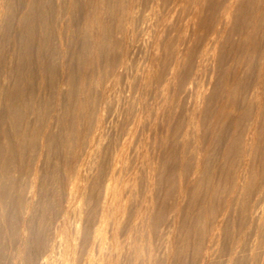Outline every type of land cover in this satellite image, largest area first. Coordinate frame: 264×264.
<instances>
[{
  "label": "rangeland",
  "instance_id": "obj_1",
  "mask_svg": "<svg viewBox=\"0 0 264 264\" xmlns=\"http://www.w3.org/2000/svg\"><path fill=\"white\" fill-rule=\"evenodd\" d=\"M17 1L20 0H12V2L10 1L11 3L8 0V5L6 8L8 9L11 8V9L4 10L3 13L4 15L2 14L3 17L1 19L2 23L0 25L1 26L0 40L2 41V45L0 42V72L3 73V74L0 73L2 74L0 75V85H3L5 87V90L4 87L2 86H0L1 87L0 89H2L3 91H6L7 89L10 90L13 84H19L18 88H14L13 89L14 91H11L10 101H9L11 102L9 103L12 106L11 108L15 106L14 107L15 110L17 108L19 109H17L16 110L17 112L15 111L16 113L13 114L14 113V108H13L12 109L13 111H11V114L9 116L10 119L7 118L9 123L6 122L4 128L5 131H7L8 133L6 132L3 135H1L0 133V140L2 139L1 140L2 144L4 145L5 142L8 143L9 141V143H11V147H13V150H16L14 151V153H12L13 150L12 148H10L12 154L10 153V151H7L8 152L7 154L5 150H3L4 154L2 153V158L3 156L4 158L6 157L8 158L10 156L8 159L10 160V162L12 161L8 168V173L11 175V178H9L10 180L7 179L9 181L5 180L6 203L3 208L4 216L6 215L5 219L8 220L13 215L12 212L14 206L13 205L14 199L18 196L20 188L21 187L23 188V186L26 185V183L28 184V182L30 181L29 177L25 176L24 174L28 172L27 170L28 166L30 165L31 161H33V159L35 160V158L38 156V153L40 151L41 138L39 137L40 136L39 134L41 128L46 126L48 122L49 123L51 122L50 124L48 123L49 127L46 137L47 138L46 143L45 146L42 148L44 150H42L40 155L41 157L39 156L40 161H38L37 164V170L39 172L36 170L37 176L35 175V179H34L35 190L37 192L38 199L40 198L39 199L40 201L42 200L48 202L51 201L49 203V205H51L50 207L56 208L55 203L58 200L56 198L57 197L59 198V194L57 195V192L59 191L56 190L58 189L59 181L62 177V175L60 174H62L64 170L63 165L66 164L64 163V161L68 163V161L72 160L73 157L71 156L74 155L76 150L77 152L82 150L83 142L85 141L82 140L81 143L79 142L81 136L80 132L82 131L88 132V130L93 127V124L96 121V117H95L96 115L97 118L100 117L103 122V131L100 132L102 135L99 134L101 137H99V135H96L98 137L94 138L95 141L93 140L92 143L93 147H91L93 149L91 150L92 152L90 153L91 156L89 155H88L89 157L86 156L85 162L86 161L89 162V163L87 162L88 163L87 167L89 168V173L91 174L89 173H88L89 175L87 174L88 180L87 178L84 179L82 178L81 183L79 182L80 187H82L83 192L85 193L83 194L81 204H83V208L85 211L88 212L93 211L97 203L99 186L102 183V181L105 179L106 174H108L109 172L108 170H110V168L108 167L110 163L112 164V160L117 154L116 158L117 157L119 158V162H118L119 164H117V171L120 172L116 173V175L119 177V180L118 177H116V180H118L117 184L121 183L119 184V186L122 187L121 189H123L121 191H124V193L122 194L124 195L126 194L125 196L123 195V198L125 199L122 200V207L120 209L121 213L120 212L117 213L118 224L116 229V233H117L116 240H118L117 242L120 243V244L118 243V248L122 249V255H120L119 258L120 261H118V264L120 262H121L120 264H126V263L134 264V262L135 264H145V263L146 264H226L227 262H229L230 264H258V263L264 264V232L260 234L261 239L262 237L263 239L260 240L259 237L258 241L256 242V243L258 242L261 243L262 246L258 244L259 246L255 245V247H253L252 249L250 242H248V239L250 240L249 235L251 230L250 228H248V224L250 223L249 222L250 219L248 217L249 216L248 209L250 203L255 198L254 193L261 180L258 177L260 175L261 178V175L264 172V162H263L264 161V97L262 100L263 107L261 108L258 116L256 117L258 128H260V133L256 141V147L253 153L254 155L252 156L251 159L252 160L251 167H255L252 168L253 174L250 173L247 176L246 181L244 182L245 188L243 190L244 192L243 195L237 194V197L235 199H232V201L228 205V208L224 210L225 209L224 197L226 199V196L229 193V190L233 183V177H234L232 176L233 172L236 171L235 168H237L239 165V163L237 162H240L238 158L240 159L241 157L240 156L242 151L241 143L243 142L242 134L245 132V130L251 123L252 119L256 115V108L254 104L248 101V97L251 95V92L256 85L264 84V66H263L264 65V1L263 0H198V1L197 0H136V2H132L131 0L130 2V0H128L129 2H127V0L126 1L123 0L121 4V0H115V2L114 0H110V1L108 0L107 1L109 3L108 5H110L111 7L105 5V12L107 7H109V9H113L112 10L113 12L110 10V12L108 11L109 14H107V12L104 13V18L106 20L105 26L107 25L106 28L105 27L104 28L105 30L106 29L107 30L106 31L104 30L105 32L103 36L104 40H102L103 42L101 43L103 46L101 45L102 47L100 46V49H98V52L101 53L98 54L97 52L98 55L96 57L98 59H95L91 63L88 58L89 56L88 53L84 52L85 54L83 53L84 57L82 59L85 61L83 60L81 61L87 62V64L86 63L81 64L82 63L81 61L78 62L77 60H72L70 54L67 53L66 55L63 56V58L65 57L64 60L66 61V63L60 64L59 63L60 58L57 59V57L60 56H58L53 52L52 57L50 54L49 57L50 59L48 60L46 59L47 61L44 60L41 63H36L35 58H32L31 62L33 64L31 62H28L26 64L21 63L18 66V70L16 72V70L13 69L14 67L13 66L11 67L10 64L7 63V66L4 65L3 67L1 66V64L3 63L2 60L4 58L7 59V55L12 49V45H10L11 43L8 40L13 33L12 27L16 22V16L20 12V4ZM173 1L175 4L173 3ZM161 4L162 6H160ZM77 5L73 9L71 15L73 16V20L71 23L73 25L72 26L73 28L78 23V20H76L77 17L81 15L80 9L79 11H77L78 9L76 10L77 7H80V4ZM126 5H130L131 8L132 7L135 8V9L133 8V10L136 12L134 13L132 12L134 16L133 18L131 15L132 14L131 11H133L132 9L129 11V15L128 13L126 14L123 11L124 10L123 8H125ZM182 7L184 8V10ZM169 8H171L173 11L172 10L170 11ZM120 9L122 10L121 12ZM225 9L228 10V14H226L223 17L222 14ZM163 12L167 13L166 16ZM119 13L123 14L122 16L126 14V16L122 18L125 23L132 21L128 23L129 26L126 25L120 17H119V19H121L120 23L118 22L119 20L118 18H117L118 20H116V17L120 15ZM168 13H172V14L168 15ZM127 15L130 17V21L129 19L125 21L126 18H129ZM51 16H53V12L51 13ZM154 19L156 20L154 21ZM180 21H182V24ZM122 22L124 23V25L121 24ZM51 24L53 26V22ZM119 24L122 27L124 26L126 28L127 27L130 28L133 24L135 25H133L130 29L125 28L126 29L125 31L127 33H124L125 32L124 29L122 30ZM9 26L10 28H8ZM52 26L50 25L51 28ZM143 27H145L144 29H147V31L144 30ZM119 28L121 32L119 31ZM141 29L144 31H142ZM128 30L131 31V33H128L129 32ZM213 32L215 33V37L218 36L216 37L217 39H215V41L217 40L216 44L214 39H212L214 36L213 37L211 36ZM120 33L121 34L124 33V35L123 34L121 35V37L123 36L122 37L123 40L120 37ZM127 34H130L131 36L128 35L126 37ZM7 37L9 38L7 39ZM129 37L131 40L132 39L133 40L131 41ZM155 37H157L156 38L157 41L159 39L158 43L156 40H154ZM210 37H211V41L213 40L214 43H212L213 41L212 42L210 41L209 39ZM107 38L109 39V41ZM120 38L122 42L124 41V44L126 43L125 41H127L125 46H123V43L121 42V40H119ZM124 38H127V40H125ZM207 39L209 40L208 42L210 43L205 42L207 41ZM108 42L109 44H107ZM151 42H153V44ZM154 42H156L155 48L152 47V45L155 46ZM204 43H206V45H204ZM51 44L52 45L54 44V40H52ZM75 44L76 43L72 44L73 45L72 49L76 52V48L77 49L79 48L78 49L79 52L80 47L78 43L76 45ZM106 44L108 45V47ZM114 45L116 46L114 47ZM126 46H128L127 49ZM123 47L125 48L124 50ZM205 47L206 48L211 47V48L207 50L205 49ZM141 48L142 50H139ZM143 48L147 52H145ZM156 49H158V51L153 52ZM106 50H108L109 52L107 51L105 54ZM177 50L178 53L180 51L179 53L180 55L176 52ZM119 52L121 53L118 54ZM138 52L139 53L142 52V53L139 54ZM152 53H156L154 60H152L154 56ZM203 53L206 54L204 55ZM122 55H125L126 58H124V56L122 57ZM85 56L87 57V59H85ZM173 56L176 57L178 61L176 60V58H173ZM150 57L151 59L149 60ZM163 57L165 59L167 57V59L165 60ZM144 58L146 59V61ZM6 59H4L3 61H5ZM130 59L132 60L130 61ZM174 59L177 61L176 67H174L175 66L174 63L176 62ZM162 60L165 61V64L163 63L164 61ZM170 60L173 61L174 63H172ZM124 61H126L124 63L125 65L124 64L122 65L123 68H125L124 70L122 67H120L122 71L119 70V67H116V70L114 69L115 68L114 66H118V62L121 63ZM112 62L116 63V65ZM139 62L141 63L139 64ZM171 64L172 65L174 64L173 67L175 68V70L173 71H171L173 68ZM94 65L96 69L93 68ZM138 66L141 67L140 70ZM70 68L71 70L68 73L66 72L64 74L65 72L64 70L66 69V71H68ZM98 70L101 72H99ZM113 70H115V72ZM131 70H133V72ZM146 72H148L149 76H147L148 74H146ZM155 73L156 75H154ZM165 73L168 76H166ZM131 74L132 76H130ZM100 76L101 78H99ZM133 77L137 78V81H135L136 79H134ZM61 79L65 81L63 85H59L62 83ZM15 81L17 82L15 83ZM149 81L150 83H148ZM101 83L102 85H100ZM20 84H22L21 85L22 87H20ZM67 84L69 87L67 86ZM81 85L84 86L82 87ZM104 85H106L107 88H105L106 86ZM201 85L205 89L204 88L201 89L202 87ZM157 86L159 87L157 88ZM48 88L51 91L48 90ZM88 89L90 90V92H88L89 91ZM196 89L198 90V93ZM201 90L202 92H199ZM37 91L40 92L37 93ZM69 91L70 93H68ZM100 91L102 93H100ZM132 91L135 94L132 93ZM194 92H196L197 94ZM1 93L2 95H4L3 92ZM97 93H99V95ZM200 93L202 96L204 95L203 96L204 98L199 95ZM75 94H77V96ZM13 95L15 98L13 97ZM90 95H92L93 97L92 96L90 97ZM51 96L54 98H52ZM21 97L23 99H21ZM67 97L68 99H66ZM76 97L80 99L76 100ZM2 98L3 96L1 97V100H3L1 102L4 105V109H3V105L0 103L1 105L0 114L3 115V112L5 113L4 103L6 102ZM202 98L204 99V101H202L203 100ZM24 100L26 101V103H24L25 102ZM166 100L167 102H165ZM61 101H63V103ZM64 101H66V103ZM196 101L197 102L199 101L198 104ZM200 101L202 102V104ZM16 103L20 104L19 107L17 108H16ZM95 103H98L97 104L98 106ZM45 105L50 107L49 109V107L46 106L50 111L48 109L45 110L46 108ZM76 105L77 107H75ZM94 105L96 106L94 107ZM130 105L133 106V108ZM192 105L193 107H196V105L198 106L201 105L200 107L202 106L203 107L200 108L197 106L198 108L196 107L192 109ZM73 106L75 108H73ZM32 107L33 110L34 107L37 109L30 116V111H31L30 109H32ZM40 107L44 110V112L42 109H40ZM59 107L64 109L63 110L59 109ZM196 109L197 110L201 109L200 110L201 115L197 114L195 116L197 111ZM135 111L136 113H134ZM72 112L73 114H71ZM20 113L22 114L21 116L23 118L22 117L19 118ZM160 113H162V115ZM128 114L129 115L132 114L133 116L132 115L127 116ZM198 115H200L199 118ZM27 116H28V121H27ZM57 116L60 119L56 118ZM195 117L198 119H195ZM103 119L105 121H103ZM77 121L79 123H77ZM19 122L22 126L19 125ZM26 122L27 124H25ZM42 123L43 124L45 123L46 125H43ZM80 123L82 125H80ZM201 124L202 126H200ZM16 125L18 128L16 127ZM64 125L65 127L66 126L67 127L65 128ZM25 127H27V129H25ZM71 127L73 130L71 129ZM11 128L17 131L14 130L12 132ZM37 129L39 133L34 132V130L37 131ZM118 129L120 130V132L118 131ZM187 129H190L191 131L193 130L194 132L193 131L191 132L190 130ZM124 131L127 133H125ZM11 132L14 134L12 135ZM19 132H21L22 136L25 137L23 138L21 136V138H19L16 135ZM60 132L61 133L63 132V134H61ZM69 134L71 136L73 135L72 136L73 138H70ZM186 135H188V138H186ZM59 137L62 138L60 139ZM72 139L74 140L72 141ZM48 140L51 141L48 142ZM60 141L62 142V144ZM115 143H117V146L115 145ZM193 144L195 145L193 146ZM132 145L135 147H133ZM30 147H33L31 148V151H30ZM125 150H126V154L124 153ZM183 150L184 152H182ZM135 151H137L138 153L137 152L135 153ZM118 152H120L119 155L121 156L123 155V156L119 157ZM9 153L11 155H9ZM67 155L70 159L67 157ZM101 157L104 158L102 159ZM67 158L68 161L66 160ZM260 160L263 163H260ZM27 161L29 162L26 163ZM97 162L98 164H96ZM92 164L94 165L96 164V165L93 166ZM139 164L144 166L142 167ZM260 164L263 167L260 166ZM199 165L201 168L199 167ZM98 167L101 169H97ZM11 168H13L14 173L12 172ZM122 168L125 169L123 170ZM96 170L98 174L95 173ZM122 171L123 172L125 171L126 173L124 174ZM122 173L124 174L123 175L124 177L122 176ZM20 176H22V178ZM122 177L125 180L124 182L120 181V179L123 180ZM6 181L8 183H6ZM190 181L193 182L191 183ZM38 182L40 183V185ZM7 184L8 186L10 185V187L6 186ZM20 185L22 186L20 187ZM51 189L55 191V194L54 191H51ZM9 191L11 192V194ZM43 192L46 194H44ZM130 192H132V194ZM179 199L182 200L183 202L182 201H181L182 203L179 202L180 201ZM144 204L147 206H145ZM150 208L152 209L150 210ZM222 212H225V214L219 226L220 230L218 229V233H216L213 238H209V227H211V224L217 218H219V215H221ZM141 216H142V220H141ZM137 224H139L140 226ZM247 228L250 230H248ZM125 237H126V242L124 241ZM127 241H129L130 243ZM2 243L3 242H0V247H1L0 264H8L6 262L7 250L3 247L4 245ZM132 248H134V250ZM251 252H255V254L253 253L251 254ZM230 253L234 254L231 260H229ZM207 254L209 255V258L207 259L208 261L207 260L205 262L202 261L203 256ZM250 257L251 259L253 258L252 261Z\"/></svg>",
  "mask_w": 264,
  "mask_h": 264
},
{
  "label": "bare ground",
  "instance_id": "obj_2",
  "mask_svg": "<svg viewBox=\"0 0 264 264\" xmlns=\"http://www.w3.org/2000/svg\"><path fill=\"white\" fill-rule=\"evenodd\" d=\"M12 2V0H9V2ZM108 0H20V1H17L19 2L20 4V12L19 14L16 16V22L15 24L13 25L12 27V30H13V33L12 35L9 37H7V39L9 38L8 41H10V45H12V49L10 50V52L8 53L7 55V59L5 61H3L2 59V63L1 66L3 67L4 65L7 66V63L10 64V66L14 67L13 69L18 70V66L21 64V63H28V62H31L32 61V58H35V62L36 63H41L42 61L44 60H48L50 59V54H51V57L53 55V52L55 54H57L58 56L60 57H57L60 58V64H64L66 63V61L64 60L65 57L63 58L64 55H66L67 53L70 54L72 60H77L78 62L83 60L82 58L84 57V52H87L88 53V58L90 60V62L92 63L95 59H98L96 56L101 53V52H98V49H100V46L102 45L101 43L103 42L102 40L103 39V36L105 34L104 30L106 28L105 26V18H104V13L107 12V14H109L110 10L112 11L113 9H109V7L106 8V12H105V5L106 6H110L108 5L109 3L107 2ZM110 1V0H109ZM122 1L121 0V4H122ZM126 1V0H125ZM198 1V0H197ZM264 1V0H263ZM10 2V3H11ZM16 2V3H17ZM115 2V0H114ZM127 2H129L127 0ZM131 2V0H130ZM132 2H136V0H132ZM182 2V1H181ZM107 3V4H106ZM113 3V2H112ZM150 3V2H149ZM172 3V2H171ZM174 3V1H173ZM177 3V2H176ZM77 4H80V7H77L76 10L79 11L80 9V12H81V15L79 17H77L76 20H78V23L74 26V28L72 27L73 25L71 24L72 23V20H73V16L72 15V11L73 9L76 7ZM139 4V3H138ZM152 4V3H151ZM175 4V3H174ZM192 4V3H191ZM8 5V0H0V25H1V19H2V14L4 13V10L8 9L6 8ZM154 5V4H153ZM180 5V4H179ZM178 5V6H179ZM78 6V5H77ZM151 6V5H150ZM162 6V4L160 5ZM170 6V4H169ZM172 6V4H171ZM177 6V8H178ZM193 6V5H192ZM111 7V6H110ZM186 7V6H184ZM134 7L131 8L130 5H126L125 8H123L124 12L128 15H129V11L132 9L133 10ZM153 8V7H152ZM157 8V7H156ZM161 8V7H160ZM167 8V7H166ZM174 8V7H173ZM176 8V9H177ZM183 8V7H182ZM181 8V9H182ZM188 8V7H187ZM186 8V9H187ZM11 9V8H10ZM8 9V10H10ZM14 9V8H13ZM109 9V10H108ZM135 9V8H134ZM175 9V10H176ZM169 10L171 11L172 9L169 8ZM184 10V8H183ZM109 11V12H108ZM122 10L120 9V12ZM147 11V10H146ZM173 11V10H172ZM187 11V10H186ZM53 12V16H51V13ZM113 12V11H112ZM117 12V11H116ZM134 13L136 11H131V13ZM149 12V11H148ZM162 12V11H161ZM167 12V11H166ZM166 12H163L166 16ZM169 12V11H168ZM188 12V11H187ZM133 13L131 14L132 15V18L134 17L133 16ZM147 13V12H146ZM162 13V14H163ZM173 13V12H172ZM172 13H168V15L172 14ZM9 14V12H8ZM120 15H118L116 17V20L119 19V17L122 19L124 18V16H126V14H124V16H122L123 14L119 13ZM138 14V13H137ZM163 14V15H164ZM226 14H228V10L225 9L223 11V14L222 16L224 17ZM4 15V14H3ZM6 15V14H5ZM106 15V14H105ZM127 15V16H128ZM136 15V14H135ZM178 15V14H177ZM77 16V15H76ZM107 16V15H106ZM53 17V18H51ZM129 17V16H128ZM138 17V15H137ZM118 18V19H117ZM126 18V17H125ZM176 18V17H175ZM184 18V17H183ZM8 19V17H7ZM110 19V18H109ZM121 19L118 20V22L120 23L121 22ZM129 19L130 21V17L129 18H126L125 21H127ZM143 19V18H141ZM140 19V20H141ZM158 19V18H157ZM165 19V18H164ZM167 19V17H166ZM113 20V19H111ZM133 20V19H131ZM156 19H154L155 21ZM122 21L124 22V20L122 19ZM137 21V20H135ZM134 21V22H135ZM164 21V20H163ZM162 21V22H163ZM192 21V20H191ZM190 21V22H191ZM7 22V21H6ZM53 22V26H52V23ZM121 23L122 25H124V23ZM132 22V21H130ZM130 22H127L125 23L126 25L129 26L128 23ZM140 22V21H139ZM181 24H182V21H180ZM189 22V21H188ZM8 23V22H7ZM136 23V22H135ZM149 23V22H148ZM156 23V22H155ZM167 23V22H166ZM110 24V23H109ZM157 24V23H156ZM155 24V25H156ZM159 24V23H158ZM163 24V23H162ZM184 24H187V23H184ZM50 25L52 26V28L50 27ZM120 25V24H119ZM125 25V26H126ZM135 25V24H133ZM132 25V26H133ZM115 26V25H114ZM121 26V25H120ZM119 26V27H120ZM131 26V27H132ZM141 26V25H140ZM143 26V25H142ZM145 26V25H144ZM105 27V28H104ZM130 27V28H131ZM135 27V26H134ZM146 27V26H145ZM143 27V29L145 28ZM165 27V26H164ZM185 27V26H184ZM1 28V26H0ZM10 28V26L8 27ZM108 28V27H107ZM122 30L124 29V31L126 29H128L129 27H122ZM126 28V29H125ZM129 28V29H130ZM138 28H139V25H138ZM136 28V29H138ZM147 28V27H146ZM151 28V26H150ZM158 28V27H157ZM191 28V27H190ZM52 29V30H51ZM135 29V28H134ZM153 29V27H152ZM162 29V28H161ZM192 29V28H191ZM107 30V29H106ZM105 30V31H106ZM133 30V29H132ZM142 30V29H141ZM147 31V29H144ZM142 30V31H144ZM119 31H120V28H119ZM118 31V33H119ZM122 31V32H124ZM129 31V30H128ZM173 31V29H172ZM121 32V31H120ZM138 32V31H137ZM135 32V33H137ZM124 33H127L126 31ZM124 33H122L124 35ZM128 33H131V31H129ZM145 33V32H144ZM189 33V32H188ZM111 34V33H109ZM120 33V37L122 35ZM141 34V33H140ZM130 35V34H127L126 37ZM137 35V34H136ZM135 35V36H136ZM139 35V34H138ZM148 35V34H146ZM150 35H153V34H150ZM162 35V34H161ZM2 36V35H1ZM115 36V35H114ZM131 36V35H130ZM145 36V35H144ZM157 36V35H156ZM211 36L215 37V33L213 32L211 34ZM110 37V36H108ZM123 37V36H122ZM121 37V38H122ZM125 37V36H124ZM212 38L214 39H217L216 36L215 38ZM1 38V37H0ZM118 38V36H117ZM121 38L119 40H121ZM157 37H155L154 40L157 41L156 39ZM108 39V38H107ZM106 39V40H107ZM125 40H127V38H124ZM130 39V37H129ZM171 39V38H170ZM210 41H211V37L209 38ZM52 40H54V44L52 45ZM123 40V38H122ZM121 40V42H122ZM131 40V39H130ZM133 40V39H132ZM131 40V41H132ZM145 40V39H144ZM143 40V41H144ZM153 40V39H152ZM161 40V39H160ZM6 41V40H5ZM109 41V39H108ZM147 41V40H146ZM159 41V39H158ZM157 41V43H158ZM209 40L207 39V41L205 42H208ZM213 41V40H212ZM211 41V42H212ZM214 41L212 43H214ZM1 42V45H2V41L0 40ZM111 42V40H110ZM117 42V41H116ZM127 43V41H125ZM134 42V41H133ZM142 42V41H141ZM150 42V41H149ZM217 40L215 41V44H216ZM73 43H78L79 47H80V51L78 52V49L76 48V52L72 49V44ZM106 43V42H105ZM123 43V46L126 45V43L124 44V41L122 42ZM153 44V42H151ZM156 42H154V45H155ZM210 43V42H208ZM207 43V45H208ZM211 43V44H212ZM75 44V45H76ZM109 44V42L107 43ZM106 44V45H107ZM121 44V43H120ZM147 44V43H146ZM162 44V43H161ZM129 45V44H127ZM159 45V44H158ZM204 45H206V43H204ZM210 45V44H209ZM214 45V44H213ZM103 46V45H102ZM101 46V47H102ZM116 45H114L115 47ZM136 46V45H135ZM145 46V45H144ZM108 47V45H107ZM122 47V46H121ZM128 46H126V49H127ZM131 47V46H129ZM152 47H156L152 45ZM158 47V46H157ZM212 47V46H211ZM211 47H208L205 49H209ZM111 48V47H110ZM118 48V47H117ZM135 48V47H134ZM167 48V47H166ZM107 49V48H106ZM125 48L123 47V50ZM147 49V48H146ZM204 49V48H203ZM113 50V49H112ZM119 50V49H118ZM139 50H142L139 49ZM138 50V51H139ZM144 50V48H143ZM149 50V49H148ZM163 50V49H162ZM52 51V52H51ZM102 51V50H100ZM108 50L105 51V54ZM125 51H128V50H125ZM132 51V50H131ZM145 52H147L146 50H144ZM158 49H156L155 51L153 52H157ZM160 51V50H159ZM166 51V49H165ZM2 52V51H1ZM98 52V54H97ZM109 52V51H108ZM117 52V51H116ZM144 52V53H145ZM178 53V50L176 51ZM206 52V51H204ZM84 53V54H83ZM121 52H119L118 54H120ZM132 53V52H131ZM139 53V52H138ZM137 53V54H138ZM142 52H140L139 54H141ZM180 53V51H179ZM178 53V54H179ZM113 54V53H112ZM111 54V55H112ZM123 54V53H122ZM146 54V53H145ZM144 54V55H145ZM153 55V59H155V56H156V53H152ZM166 54V53H165ZM178 54H175V55H178ZM204 54V53H203ZM206 54V53H205ZM204 54V55H205ZM208 54V53H207ZM133 55V54H132ZM180 55V54H179ZM125 55H122V57ZM151 56V55H150ZM210 56V55H209ZM107 57V56H105ZM121 57V58H122ZM158 57V56H157ZM180 57V56H178ZM123 58V59H124ZM132 58V56H131ZM139 58V57H138ZM164 58V57H163ZM173 58H176L173 56ZM53 59V58H52ZM56 59V60H57ZM85 59H87V57L85 56ZM105 59V58H104ZM137 59V58H136ZM145 59V58H144ZM151 59V57L149 58V60ZM165 59V58H164ZM167 59V57H166ZM165 59V60H166ZM46 60V61H47ZM106 60V59H105ZM132 59H130L131 61ZM157 60V59H156ZM172 60V59H171ZM170 60V61H171ZM175 60V59H174ZM177 60V58H176ZM175 60V61H176ZM203 60V59H202ZM201 60V62H202ZM54 61V60H53ZM85 61V60H83ZM81 61L80 63L81 64H84L87 62H83ZM88 61V60H87ZM121 61V60H120ZM119 61V62H120ZM140 61V60H139ZM146 61V59H145ZM164 61V60H162ZM169 61V60H168ZM167 61V62H168ZM178 61V60H177ZM177 61L174 63L173 61H171L172 63L174 64L172 65V67H176V63ZM207 61V59H206ZM51 62V61H50ZM117 62V61H115ZM118 62V66H114L113 68L116 70V67H119V70H121L120 67L123 68V64L126 62H121L119 63ZM166 62V64H167ZM32 63V62H31ZM114 63V62H112ZM141 62H139L140 64ZM150 63V62H149ZM159 63V62H158ZM165 64V61L163 62ZM33 64V63H32ZM77 64V63H76ZM116 65V63H114ZM144 64V63H143ZM154 64V63H153ZM170 64V63H169ZM168 64V65H169ZM29 65V64H27ZM52 65V64H51ZM50 65V66H51ZM72 65V64H70ZM108 65V64H107ZM125 65V64H124ZM148 65V64H147ZM85 66V65H84ZM136 66V65H135ZM142 66V64H141ZM151 66V65H150ZM163 66V65H162ZM264 66V65H263ZM55 67V66H54ZM68 67V66H67ZM125 67V66H124ZM139 67V66H138ZM137 67V68H138ZM157 67V66H156ZM172 68L171 71L175 70V68ZM41 68V67H40ZM47 68V67H46ZM50 68V67H49ZM72 68V67H71ZM71 68L66 71V69L63 71L64 74L67 72H69L71 70ZM77 68V67H76ZM95 68V65L94 67ZM98 68V67H97ZM100 68V67H99ZM109 68V67H108ZM141 67H139V70H140ZM42 69V68H41ZM79 69V68H78ZM96 69V68H95ZM125 68H123L124 70ZM151 69V68H150ZM167 69V68H166ZM47 70V69H46ZM101 70V69H100ZM115 70H113L115 72ZM138 70V71H139ZM2 71V70H1ZM13 71V70H12ZM95 71V70H94ZM93 71V72H94ZM97 71V70H96ZM99 71V70H98ZM117 71H118V68H117ZM117 71H116V74H117ZM133 72V70H131ZM135 71V70H134ZM149 71V70H148ZM156 71V70H155ZM10 72V71H8ZM20 72V71H18ZM49 72V71H48ZM77 72V71H75ZM101 72V71H99ZM112 72V71H111ZM140 72V71H139ZM150 72V71H149ZM161 72V70H160ZM2 73V72H0ZM71 73V72H70ZM73 73V71H72ZM176 73V72H175ZM3 74V73H2ZM0 74V75H2ZM6 74V73H5ZM42 74V73H41ZM111 74V73H110ZM137 74V73H136ZM146 74H148V72H146ZM145 74V75H146ZM7 75V74H6ZM70 75V74H69ZM72 75V74H71ZM76 75V73H75ZM91 75V74H90ZM107 75V74H106ZM156 75V73L154 74ZM160 75V74H159ZM166 75V73H165ZM16 76V75H15ZM20 76V74H19ZM99 76V75H98ZM102 76V75H101ZM101 76L99 78H101ZM111 76V75H110ZM109 76V77H110ZM132 76V74L130 75ZM149 76V74L147 75ZM168 76V75H166ZM9 77V75H8ZM93 77V76H92ZM140 77V76H139ZM157 77H158V74H157ZM165 77V76H163ZM2 78V77H1ZM44 78V77H43ZM64 78V77H63ZM94 78V77H93ZM106 78V77H105ZM131 78V77H130ZM134 78V77H133ZM132 78V79H133ZM144 78V77H143ZM146 78V76H145ZM156 78V77H155ZM21 79V78H20ZM41 79V78H40ZM73 79V78H72ZM110 79V78H109ZM116 79V78H115ZM126 79V78H125ZM136 79L135 81H137V78H134ZM163 79V78H162ZM62 80V79H61ZM102 80V79H101ZM106 80V79H105ZM170 80V79H169ZM7 81V80H5ZM64 80H62V83L59 84V85H63V83H65V81L63 82ZM70 81V80H69ZM128 81V80H127ZM167 81V80H166ZM171 81V80H170ZM203 81V79H202ZM17 81H15L16 83ZM72 82V81H71ZM95 82V81H94ZM119 82V80H118ZM133 82V81H132ZM146 82V81H145ZM158 82V81H157ZM162 82V81H161ZM3 83V82H2ZM20 83V82H19ZM89 83V82H88ZM98 83V81H97ZM100 83V81H99ZM136 83V82H135ZM138 83V82H137ZM150 83V81L148 82ZM204 83V82H203ZM142 84V82H141ZM22 84H20V87ZM58 85V84H57ZM86 85V84H85ZM90 85V84H89ZM88 85V87H89ZM102 85V83L100 84ZM120 85V84H119ZM199 85V84H198ZM203 85V84H202ZM201 85V86H202ZM2 87H4L3 85H0ZM19 84H13L12 88L7 89L6 91H3L2 89H0V103L2 104L1 101V97L3 96L2 99L5 100L6 103L5 104V113L3 112V115L0 114V133L1 135H3L4 133H6L7 131H5V123L9 121L7 120V118H9L10 114H11V111H13L11 108L12 106L9 104L11 102L10 101V95H11V91H14L13 89L14 88H18ZM55 86V85H54ZM68 86V84H67ZM66 86V87H67ZM77 86V85H76ZM75 86V87H76ZM82 86V85H81ZM84 86V85H83ZM82 86V87H83ZM93 86V85H92ZM106 86V85H104ZM103 86V88H104ZM133 86V85H132ZM200 86V87H201ZM10 87V86H9ZM60 87V86H59ZM69 87V86H68ZM114 87V85H113ZM117 87V86H116ZM137 87V86H136ZM143 87V86H141ZM159 86H157L158 88ZM198 87V88H200ZM1 88V87H0ZM7 88V87H6ZM24 88V87H23ZM65 88V87H64ZM107 88V86L105 87ZM111 88V87H110ZM132 88V87H131ZM156 88V89H157ZM204 88L203 86L201 87V89ZM46 89V88H45ZM68 89V88H67ZM86 89V88H85ZM117 89V88H116ZM135 89V88H134ZM205 89V88H204ZM4 90H5V87H4ZM23 90V89H22ZM43 90V88H42ZM48 90H50L48 88ZM66 90V89H65ZM70 90V89H69ZM82 90V89H80ZM89 90V89H88ZM121 90V89H120ZM164 90V89H163ZM51 91V90H50ZM67 91V90H66ZM76 91V89H75ZM84 91V90H83ZM94 91V90H93ZM104 91V90H103ZM119 91V90H118ZM146 91V90H145ZM157 91V90H156ZM159 91V90H158ZM197 93H198V90L196 89ZM5 95H2V93ZM18 92V91H16ZM21 92V91H20ZM40 92V91H39ZM37 91V93H39ZM48 92V91H47ZM90 92V90L88 91ZM99 92V91H98ZM121 92V91H120ZM131 92V91H130ZM137 92V91H136ZM142 92V90H141ZM199 92H202L199 91ZM205 92V91H204ZM57 93V92H56ZM70 93V91L68 92ZM76 93V92H75ZM81 93V91H80ZM85 93V92H84ZM100 93H102L100 91ZM105 93V92H104ZM132 93H134L132 91ZM168 93V92H167ZM196 93V92H194ZM196 93V94H197ZM48 94V93H47ZM54 94V92H53ZM59 94V93H58ZM78 94V93H77ZM77 94H75L77 96ZM83 94V93H82ZM86 94V93H85ZM99 95V93H97ZM95 94V95H97ZM125 94V93H124ZM130 94V93H129ZM135 94V93H134ZM164 94V93H163ZM2 95V96H1ZM79 95V94H78ZM111 95V94H110ZM143 95V94H142ZM200 96L201 93L199 94ZM17 96V95H16ZM28 96V95H27ZM58 96V95H57ZM92 95H90L91 97ZM104 96V95H103ZM155 96V95H154ZM159 96V95H158ZM162 96V95H161ZM199 96V97H200ZM204 96V95H203ZM202 96V97H203ZM14 97V95H13ZM24 97V96H23ZM52 97V96H51ZM79 97V96H78ZM76 97V100H79L80 98ZM88 97V96H87ZM93 97V96H92ZM152 97V96H151ZM157 97V96H156ZM263 97H264V84H258L255 86V88L252 90L251 92V95L248 97V101L251 102L252 104H254L255 108H256V115L255 117L252 119L251 123L249 124V126L247 127V129L245 130V132L242 134L243 136V142L241 143V154H240V159L238 158V160H240V162H237L239 163L238 167L235 168L236 171L233 172V183L231 185V188L229 190V193L228 195L226 196V199L224 197V200H225V209L226 210L228 208V205L229 203L232 201V199H235L237 197V194H241L243 195V190H244V182L246 181V178L247 176L252 173V168H255V167H251V162H252V156L254 155V151H255V147H256V141L259 137V133H260V128H258V123H257V119L256 117L258 116L261 108L263 107ZM15 98V97H14ZM54 98V97H52ZM78 98V99H77ZM99 98V97H98ZM97 98V99H98ZM164 98V97H163ZM204 98V97H203ZM202 98V99H203ZM18 99V98H17ZM16 99V100H17ZM21 99H23L21 97ZM40 99V98H39ZM45 99V98H44ZM68 99V97L66 98ZM70 99V98H69ZM83 99V98H82ZM124 99V98H123ZM122 99V100H123ZM159 99V97H158ZM169 99V98H168ZM14 100V99H12ZM29 100V99H28ZM51 100V99H49ZM75 100V101H76ZM89 100V99H88ZM129 100V99H128ZM127 100V101H128ZM161 100V98H160ZM173 100V99H172ZM196 100V98H195ZM25 101V100H24ZM31 101V100H30ZM47 101V99H46ZM59 101V100H58ZM86 101V100H85ZM103 101V100H102ZM204 101V99L202 100ZM16 102V101H15ZM45 102V100H44ZM63 103V101H61ZM66 103V101H64ZM68 102V101H67ZM70 102V101H69ZM97 102V101H96ZM99 102V101H98ZM104 102V101H103ZM110 102V101H109ZM118 102V101H117ZM120 102V101H119ZM135 102V101H134ZM137 102V101H136ZM160 102V101H159ZM167 102V100L165 101ZM194 102V101H193ZM197 102V101H196ZM199 102V101H198ZM197 102V104H198ZM201 102V101H200ZM19 103V101H18ZM26 103V101L24 102ZM34 103V102H33ZM74 103V102H73ZM79 103V101H78ZM126 103V102H125ZM171 103V102H170ZM14 104V103H13ZM12 104V105H13ZM29 104V103H28ZM38 104V103H37ZM47 104V103H46ZM52 104V103H51ZM96 105L98 103H95ZM100 104V103H99ZM103 104V103H102ZM122 104V103H121ZM128 104V103H127ZM133 104V103H132ZM160 104V103H159ZM172 104V103H171ZM194 104V103H193ZM200 104V103H199ZM202 104V102H201ZM3 105V104H2ZM15 105V104H14ZM18 105V106H17ZM20 104H17L16 103V108L19 107ZM26 105V104H25ZM32 105V104H30ZM44 105V104H43ZM82 105V104H81ZM94 105V107L96 106ZM111 105V104H110ZM109 105V106H110ZM125 105V104H123ZM129 105V104H128ZM137 105V104H136ZM157 105V104H156ZM1 106V105H0ZM24 106V105H23ZM35 106V105H33ZM47 105H45L46 107ZM51 106V105H50ZM57 106V105H56ZM64 106V105H63ZM62 106V107H63ZM98 106V105H97ZM105 106V104H104ZM119 106V105H118ZM121 106V105H120ZM131 106V105H130ZM145 106V105H144ZM198 105H196L197 107ZM201 106V105H200ZM198 106V107H200ZM49 107V106H47ZM45 108L48 109V108ZM61 107V106H60ZM59 109H62L60 108ZM65 107V106H64ZM69 107V106H68ZM67 107V108H68ZM77 107V105L75 106ZM73 106V108H75ZM90 107V106H89ZM114 107V106H113ZM122 107V106H121ZM133 108V106H131ZM140 107V106H139ZM152 107V106H151ZM150 107V108H151ZM196 107H193L192 105V109L193 108H196ZM197 107V108H198ZM203 107V106H202ZM200 107V108H202ZM2 108V107H1ZM39 108V107H38ZM56 108V107H55ZM99 108V107H97ZM120 108V107H119ZM124 108V107H123ZM126 108V107H125ZM128 108V107H127ZM136 108V107H135ZM149 108V109H150ZM3 109H4V105H3ZM19 109V108H17ZM16 109V110H17ZM26 109V108H25ZM24 109V110H25ZM37 108L34 107V110H33V107L32 109H30V116L31 114L34 113V111L36 110ZM40 109H42L40 107ZM50 109V107H49ZM48 109V110H49ZM64 109V108H63ZM62 109V110H63ZM116 109V108H115ZM122 109V108H121ZM153 109V108H152ZM151 109V110H152ZM155 109V108H154ZM15 110L14 108V113L15 114L17 111ZM43 110V109H42ZM68 110V109H67ZM74 110V109H73ZM96 110V109H95ZM112 110V109H111ZM124 110V109H123ZM146 110V109H145ZM162 110V109H161ZM197 110V109H196ZM199 110V111H198ZM196 111V114H200L201 115V112L200 110L201 109H198ZM16 111V112H15ZM19 111V110H18ZM38 111V110H37ZM50 111V110H49ZM71 111V110H70ZM69 111V112H70ZM82 111V110H81ZM90 111V110H89ZM98 111V110H97ZM148 111V110H147ZM157 111V110H156ZM164 111V110H163ZM166 111V110H165ZM192 111V110H191ZM194 111V110H193ZM44 112V110H43ZM42 112V113H43ZM65 112V111H64ZM63 112V113H64ZM74 112V111H73ZM73 112L71 114H73ZM88 112V111H87ZM104 112V111H103ZM115 112V110H114ZM127 112V111H125ZM133 112V111H132ZM144 112V111H143ZM197 112H200V113H197ZM51 113V112H50ZM75 113V112H74ZM77 113H78V110H77ZM83 113V112H82ZM81 113V114H82ZM93 113V112H91ZM119 113V112H118ZM122 113V111H121ZM136 113V111L134 112ZM149 113V112H148ZM195 113V112H194ZM12 114V115H13ZM41 114V113H40ZM49 114V113H48ZM68 114V112H67ZM112 114V112H111ZM146 114V113H145ZM162 115V113H160ZM22 114L20 113V117ZM45 115V114H44ZM50 115V114H49ZM60 115V114H59ZM62 115V114H61ZM66 115V113H65ZM75 115V114H74ZM73 115V116H74ZM84 115V114H83ZM82 115V116H83ZM95 115V114H94ZM117 115V114H116ZM121 115V114H120ZM125 115V114H124ZM132 115V114H130ZM129 114L127 116H130ZM135 115V114H134ZM141 115V114H139ZM138 115V116H139ZM192 115V114H191ZM194 115V114H193ZM198 115V118L199 116ZM14 116V115H13ZM56 116V115H55ZM69 116V115H68ZM112 116V115H111ZM133 116V115H132ZM151 116V114H150ZM17 117V116H16ZM64 117V116H63ZM78 117V116H77ZM86 117V116H85ZM96 117V121L95 123L93 124V127L90 128L87 131H82L80 132V143L81 141H85L83 142V148L82 150L78 151L77 150L75 151L74 155H72L71 157L72 160L68 161V155H67V162L64 161V164L63 166V172L62 174V177L59 181V185H58V189L56 191H59L57 192V195L59 194V198L57 197L56 199L57 202L55 203L56 204V208H53V207H50L51 205H49V203L51 202H48V201H45V200H42L40 201L37 197V192L35 190V175L37 174L36 173V170H37V164H38V161H40L39 159V156L41 155V152L42 149L44 146H45V143H46V137H47V132H48V123L47 125L44 123H42L43 125H46L44 127L41 128L40 130V151L38 153V156L35 158V160L33 159V161H31L30 165L28 166V172H26L24 175L25 176H28L29 177V182L28 184L26 183V185L23 186V188L21 187L22 185H20V190H19V193H18V196L16 194V198L14 199V206H13V215L10 217V219L6 220L5 219V216H4V213H3V208L5 206V196H6V191H5V180L11 178V175L8 173V168L10 166V160L7 158H2V153H3V150H5L6 152L7 151H10L12 148L13 150V147H11V143H4V145L2 144V139L0 140V242H3L2 244L4 245L3 247L7 250V263L8 264H118V261H120V255H122V249L118 248V243L117 242L118 240H116V229H117V224H118V220H117V213L120 212V209L122 207V200H124L125 198H123V195L122 193H124V191H121L123 189H121L122 187L119 186V184H117V181L119 180V177L116 175L117 172H120V171H117V164H119V158L117 159L116 158V155L114 157V159L112 160V164L110 163V160H109V167L110 170H108V174H106V177L105 179L102 181V183L100 184L99 186V190H98V195H97V203L95 205V208L93 209L92 212H88V211H85L84 208H83V204H81V200H82V197H83V194H85L83 192V189L82 187H80L79 185V182L81 183V180L82 178H87L88 180V175L91 174L89 173V168L87 167L88 165V161L85 162L86 160V156H91V150L93 148L92 146V143H93V140L95 141V137H98L96 135H99L101 134L100 132L103 131V122L101 120L100 117L97 118V116L95 115ZM94 117V118H95ZM105 117V116H104ZM115 117V116H113ZM118 117V116H117ZM135 117V116H134ZM146 117V116H144ZM194 117V116H193ZM192 117V118H193ZM23 118V117H22ZM41 118V117H40ZM56 118H59L58 116ZM74 118V117H73ZM92 118V116H91ZM90 118V119H91ZM123 118V117H122ZM124 118H127V117H124ZM133 118V117H131ZM157 118V117H156ZM191 118V119H192ZM195 117V119H198ZM10 119V118H9ZM60 119V118H59ZM64 119V118H63ZM72 119V118H71ZM70 119V120H71ZM82 119V118H81ZM85 119V118H84ZM117 119V118H116ZM148 119V118H147ZM14 120V119H13ZM68 120V119H67ZM69 120V121H70ZM73 120V119H72ZM79 120V119H78ZM92 120V119H91ZM90 120V121H91ZM110 120V119H109ZM108 120V121H109ZM15 121V120H14ZM26 121V119H25ZM27 121H28V116H27ZM62 121V120H61ZM87 121V120H86ZM103 121H105L103 119ZM107 121V120H106ZM126 121V120H125ZM133 121V120H132ZM135 121V120H134ZM144 121V120H143ZM151 121V120H150ZM81 122V121H80ZM148 122V121H147ZM188 122V121H187ZM191 122V121H190ZM189 122V123H190ZM193 122V120H192ZM195 122V121H194ZM197 122V121H196ZM13 123V122H12ZM11 123V124H12ZM51 123V122H50ZM49 123V124H50ZM77 123H79L77 121ZM85 123V122H83ZM87 123V122H86ZM114 123V122H113ZM138 123V122H137ZM155 123V122H154ZM14 124V123H13ZM17 124V123H16ZM27 124V122L25 123ZM110 124V123H109ZM108 124V125H109ZM112 124V123H111ZM135 124V123H134ZM194 124V123H193ZM197 124V123H196ZM18 125V124H17ZM16 125V127H17ZM19 125L20 122H19ZM36 125V124H34ZM80 125H82L80 123ZM88 125V124H87ZM120 125V124H119ZM129 125V124H128ZM154 125V124H153ZM15 126V125H14ZM22 126V125H21ZM20 126V127H21ZM61 126V125H60ZM86 126V125H85ZM106 126V124H105ZM104 126V127H105ZM127 126V125H126ZM135 126V125H134ZM149 126V125H148ZM195 126V125H194ZM202 126V124L200 125ZM12 127V126H10ZM9 127V129H10ZM24 127V126H23ZM29 127V126H28ZM57 127V126H56ZM65 127V125H64ZM67 127V126H66ZM65 127V128H66ZM76 127V125H75ZM108 127V126H107ZM117 127V126H115ZM121 127V126H119ZM188 127V126H187ZM191 127V126H189ZM18 128V127H17ZM31 128V127H30ZM33 128V127H32ZM59 128V127H58ZM57 128V129H58ZM63 128V127H62ZM85 128V127H84ZM127 128V127H126ZM135 128V127H134ZM12 129V128H11ZM25 129H27V127H25ZM54 129V127H53ZM72 129V127H71ZM70 129V130H71ZM107 129V128H106ZM122 129V128H121ZM198 129V128H197ZM15 129H12V132L14 131ZM30 130V129H29ZM32 130V129H31ZM73 130V129H72ZM147 130V129H146ZM187 130H190V129H187ZM10 131V130H9ZM17 131V130H15ZM33 131V130H32ZM56 131V130H55ZM59 131V130H57ZM61 131V130H60ZM79 131V130H78ZM118 131L120 132V130L118 129ZM122 131V130H121ZM127 131V130H126ZM186 131V130H185ZM191 131V130H190ZM189 131V133H190ZM193 131V130H192ZM191 131V132H192ZM11 132V133H12ZM25 132V131H24ZM34 132H38V129L37 131L34 130ZM66 132V131H65ZM125 132V131H124ZM135 132V131H134ZM140 132V131H139ZM194 132V131H193ZM8 133V132H7ZM39 133V132H38ZM52 133V132H50ZM61 133V132H60ZM104 133V132H102ZM107 133V131H106ZM118 133V132H117ZM127 133V132H125ZM188 133V134H189ZM14 133H12L13 135ZM27 134V133H26ZM31 134V132H30ZM63 134V132L61 133ZM78 134V133H77ZM121 134V133H120ZM193 134V133H192ZM6 135V134H5ZM11 135V134H10ZM19 138H21L22 136V133L19 132L16 134ZM25 135V134H24ZM70 135V134H69ZM102 135V134H101ZM196 135V134H195ZM15 136V137H17ZM37 136V134H36ZM50 136V135H49ZM52 136V135H51ZM60 136V135H58ZM65 136V135H64ZM73 136V135H72ZM71 135H70V138H73ZM135 136V135H134ZM23 138L25 136H22ZM53 137V136H52ZM69 137V136H68ZM75 137V136H74ZM99 137H101L99 135ZM116 137V136H115ZM191 137V136H190ZM34 138H35V135H34ZM38 138V137H37ZM58 138V137H56ZM60 138V137H59ZM62 138V137H61ZM60 138V139H61ZM65 138V137H64ZM106 138V137H105ZM140 138V136H139ZM161 138V137H160ZM186 138H188V135H186ZM241 138V137H240ZM4 139V138H3ZM13 139V138H12ZM153 139V138H152ZM151 139V140H152ZM190 139V138H189ZM8 140H11V139H8ZM58 140V139H57ZM74 139H72L73 141ZM97 140V138H96ZM139 140V139H138ZM142 140V139H141ZM150 140V139H149ZM232 140V139H231ZM31 141V140H30ZM51 141V140H50ZM48 140V142H50ZM71 141V142H72ZM123 141V140H122ZM146 141V140H145ZM153 141V140H152ZM13 142V141H12ZM21 142V141H20ZM47 142V144H48ZM61 142V141H60ZM107 142V141H105ZM118 142V141H117ZM16 143V142H15ZM79 143V144H80ZM131 143V142H130ZM145 143V142H144ZM150 143V142H149ZM148 143V145H149ZM156 143V142H155ZM13 144V143H12ZM21 144V143H20ZM39 144V142H38ZM62 144V142H61ZM107 144V143H106ZM122 144V143H121ZM120 144V145H121ZM127 144V143H126ZM147 144V143H146ZM82 145V144H81ZM96 145V144H94ZM115 145L117 146V143H115ZM129 145V144H128ZM131 145V144H130ZM195 144H193L194 146ZM199 145V144H198ZM38 146V145H37ZM63 146V145H62ZM80 146V145H79ZM104 146V145H103ZM119 146V145H118ZM133 146V145H132ZM147 146V145H146ZM145 146V147H146ZM151 146V145H150ZM228 146V145H227ZM230 146V145H229ZM16 147V145H15ZM64 147V146H63ZM72 147V146H71ZM82 147V146H81ZM109 147V146H108ZM107 147V148H108ZM135 147V146H133ZM148 147V146H147ZM155 147V146H154ZM31 148L33 147H30V151H31ZM101 148V147H100ZM99 148V149H100ZM105 148V147H104ZM113 148V147H112ZM121 148V147H120ZM19 149V148H18ZM80 149V148H79ZM117 149V148H116ZM200 149V148H199ZM257 149V148H256ZM21 150V149H20ZM25 150V149H23ZM95 150V149H94ZM101 150V149H100ZM122 150V149H120ZM119 150V151H120ZM124 150V149H123ZM134 150V149H133ZM147 150V149H146ZM189 150V149H188ZM194 150V149H192ZM196 150V148H195ZM14 151L16 150H13L12 153H14ZM68 151V150H67ZM115 151V150H114ZM117 151V150H116ZM191 151V150H190ZM48 152V151H47ZM94 152V151H93ZM124 152V151H123ZM137 151H135L136 153ZM146 152V151H145ZM184 152V150L182 151ZM192 152V151H191ZM11 153V151H10ZM9 153V155H11ZM33 153V152H32ZM64 153V152H63ZM96 153V152H95ZM98 153V152H97ZM120 152H118V155H119ZM122 153V152H121ZM126 154V150L124 152ZM123 153V154H124ZM138 153V152H137ZM153 153V152H152ZM240 153V152H239ZM4 154V153H3ZM8 154V152H7ZM21 154V153H20ZM23 154V153H22ZM36 154V153H35ZM68 154V153H67ZM193 154V153H192ZM200 154V153H199ZM6 155V154H5ZM29 155V153H28ZM93 155V154H92ZM136 155V154H135ZM151 155V154H150ZM149 155V156H150ZM184 155V154H183ZM32 156V155H31ZM65 156V155H64ZM88 156V157H89ZM102 156V155H101ZM111 156V154H110ZM123 156V155H122ZM121 155H119V157H122ZM153 156V155H152ZM12 157V156H11ZM24 157V156H23ZM41 157V156H40ZM87 157V158H88ZM134 157V155H133ZM132 157V159H133ZM263 157V156H262ZM19 158V157H18ZM48 158V157H47ZM66 158V157H64ZM85 158V159H84ZM92 158V157H91ZM102 158V157H101ZM104 158V157H103ZM102 158V159H103ZM237 158V157H236ZM23 159V158H22ZM29 159V158H28ZM70 159V158H69ZM97 159V158H96ZM100 159V158H99ZM121 159V158H120ZM145 159V158H144ZM150 159V158H148ZM20 160V159H19ZM31 160V159H30ZM29 160V161H30ZM93 160V159H92ZM95 160V159H94ZM29 161H27L26 163H28ZM99 161V160H98ZM121 161V160H120ZM46 162V161H45ZM54 162V161H53ZM88 162V163H87ZM103 162V161H102ZM125 162V161H124ZM130 162H133V161H130ZM264 162V161H263ZM261 162L260 160V163H263ZM14 163V162H13ZM40 163V162H39ZM86 163V164H85ZM91 163V162H90ZM94 163V162H93ZM121 163V162H120ZM150 163V162H149ZM155 163V162H154ZM54 164V163H53ZM51 164V165H53ZM98 164V162L96 163ZM95 164V165H96ZM123 164V162H122ZM135 164V162H134ZM144 164V163H143ZM156 164V163H155ZM13 165V164H11ZM28 165V164H27ZM93 166H95L94 164H92ZM121 165V164H120ZM119 165V166H120ZM140 165V164H139ZM138 165V166H139ZM15 166V165H13ZM59 166V165H58ZM92 166V167H93ZM111 166V167H110ZM123 166V165H122ZM130 166V165H129ZM140 166H144V165H140ZM151 166V165H149ZM260 166H262L260 164ZM40 167V166H39ZM48 167V166H47ZM52 167V166H51ZM100 167V166H99ZM97 168V169H101V168ZM124 167V166H123ZM198 167V166H197ZM200 167V165H199ZM263 167V166H262ZM126 168V167H125ZM125 168H122L123 170ZM136 168V167H135ZM149 168V167H148ZM151 168V167H150ZM201 168V167H200ZM12 169V172H13V168ZM10 169V170H11ZM94 169V168H93ZM119 169V167H118ZM128 169V168H127ZM9 170V171H10ZM16 170V169H15ZM45 170V169H44ZM55 170V169H54ZM262 170V169H261ZM17 171V170H16ZM38 171V170H37ZM56 171V170H55ZM136 171V170H135ZM138 171V170H137ZM199 171V170H198ZM10 172V173H12ZM39 172V171H38ZM42 172V171H41ZM99 172V170H98ZM107 172V171H106ZM123 172V171H122ZM132 172V171H131ZM254 172V171H253ZM263 172V171H261ZM14 173V172H13ZM22 173V172H21ZM89 173V174H88ZM96 174L97 173V170L95 172ZM124 174L126 173L125 171L123 172ZM122 173V176L124 175ZM136 173V172H135ZM200 173V172H199ZM88 174V175H87ZM120 174V173H118ZM134 174V173H133ZM253 174V173H252ZM13 175V174H12ZM44 175V174H43ZM87 175V176H86ZM116 175V176H115ZM10 176V177H8ZM37 176V175H36ZM86 176V177H85ZM98 176V175H97ZM101 176V175H100ZM121 176V175H120ZM14 177V176H13ZM12 177V178H13ZM22 178V176H20ZM45 177V176H44ZM52 177V176H51ZM54 177V176H53ZM94 177V176H93ZM116 177H118V180H116ZM124 177V176H123ZM122 177V178H123ZM97 178V177H95ZM131 178V177H130ZM232 178V177H231ZM260 180L256 190H255V198L254 200L250 203L249 205V209H248V217H249V224H248V230H250V240L248 239V242H250V245L253 249V247L256 246H259L258 244H260L262 246L261 243H256L258 241V238L260 237V240L261 239V233L264 232V172L262 173L261 175V178H260V175L258 177ZM14 179V178H13ZM56 179V178H55ZM91 179V178H89ZM258 179V180H259ZM10 180V179H9ZM7 180V181H9ZM41 180V179H40ZM102 180V179H101ZM6 181V183H8ZM26 181V180H25ZM38 181V180H37ZM91 181V180H90ZM89 181V182H90ZM96 181V180H95ZM121 182H124V178L123 180L120 179ZM13 182V181H12ZM11 182V183H12ZM21 182V181H20ZM93 182V181H92ZM97 182V181H96ZM133 182V181H132ZM191 182V181H190ZM193 182V181H192ZM191 182V183H192ZM25 183V182H24ZM39 183V182H38ZM87 183V182H86ZM95 183V182H94ZM126 183V182H125ZM186 183V182H185ZM188 183V182H187ZM51 184V183H50ZM130 184V183H129ZM40 185V183H39ZM45 185V184H44ZM94 185V184H93ZM132 185V184H131ZM190 185V184H189ZM8 186V184L6 185ZM12 186V185H11ZM46 186V185H45ZM55 186V185H54ZM88 186V184H87ZM122 186H125V185H122ZM194 186V184H193ZM10 187V185L8 186ZM41 187V186H40ZM86 187V185H85ZM135 187V186H134ZM47 188V187H46ZM124 188V187H123ZM129 188V187H128ZM10 189V188H9ZM125 189V188H124ZM186 189V188H185ZM189 189V188H188ZM191 189V188H190ZM8 190V188H7ZM11 190V189H10ZM130 190V189H129ZM51 191H54L53 189H51ZM126 191V190H125ZM133 191V190H132ZM10 192V191H9ZM92 192V190H91ZM129 192V191H128ZM16 193V192H15ZM44 193V192H43ZM49 193H50V190H49ZM132 194V192H130ZM152 193V192H151ZM150 193V194H151ZM8 194V193H7ZM11 194V192H10ZM46 194V193H44ZM54 194H55V191H54ZM53 194V195H54ZM144 194V193H143ZM149 194V195H150ZM13 195V194H12ZM43 195V194H41ZM55 195V196H57ZM126 195V194H125ZM124 195V196H125ZM47 196V195H46ZM45 196V197H46ZM49 196V195H48ZM89 196V195H88ZM91 196V195H90ZM133 196V195H131ZM144 196V195H143ZM43 197V196H42ZM130 197V196H129ZM135 197V196H134ZM12 198V197H11ZM53 198V197H52ZM51 198V200H52ZM128 198V197H126ZM136 198V197H135ZM145 198V197H144ZM45 199V198H43ZM154 199V198H153ZM178 199V198H177ZM9 200V199H8ZM48 200V199H47ZM54 200V199H53ZM135 200V199H134ZM180 200V199H179ZM137 201V200H136ZM140 201V200H139ZM146 201V200H145ZM182 200H180L179 202H181ZM10 202V201H9ZM124 202V201H123ZM142 202V201H141ZM150 202V201H149ZM153 202V201H152ZM183 202V201H182ZM181 202V203H182ZM138 203V202H137ZM8 204V203H7ZM10 204V203H9ZM54 204V205H55ZM148 204V203H147ZM154 204V203H153ZM89 205V204H88ZM145 205V204H144ZM152 205V204H151ZM147 206V205H145ZM10 207V205H9ZM153 207V206H151ZM175 207V206H174ZM125 209V208H124ZM152 208H150L151 210ZM177 210V209H176ZM145 211V210H144ZM138 212V211H137ZM147 212V211H146ZM176 212V211H175ZM121 213V212H120ZM134 214V213H133ZM141 214V213H140ZM224 214L225 212H222L221 215H219V218H217L212 224H211V227H209V238H213L214 235L216 233H218V229H219V226H220V223L222 222V219L224 217ZM123 217V216H122ZM121 217V218H122ZM145 217V216H144ZM150 217V215H149ZM120 218V217H119ZM247 219V218H246ZM135 220V219H134ZM141 220H142V216H141ZM145 220V219H144ZM247 220V222H248ZM140 221V220H139ZM142 222V221H141ZM144 222V221H143ZM176 223V222H175ZM144 224V223H143ZM142 224V225H143ZM173 224V223H171ZM139 225V224H137ZM133 226V225H132ZM140 226V225H139ZM133 229V227H132ZM143 229V228H142ZM146 229V228H145ZM220 230V229H219ZM136 231V229H135ZM142 231V230H141ZM145 231V230H144ZM173 231V230H172ZM170 232V231H169ZM119 233V232H118ZM141 233V232H140ZM127 234V233H126ZM133 234V232H132ZM125 235V234H124ZM143 235V234H142ZM123 236V235H121ZM132 236V235H131ZM118 237V236H117ZM127 237V236H126ZM126 237H125V242H126ZM143 237V236H142ZM144 238V237H143ZM123 240V239H122ZM136 240V239H135ZM259 240V241H260ZM123 242V241H122ZM129 242V241H127ZM134 242V241H133ZM130 243V242H129ZM128 243V244H129ZM144 243V242H143ZM120 244V243H119ZM136 244V242H135ZM249 244V243H248ZM134 245V244H133ZM128 246V245H127ZM131 246V245H130ZM144 246V245H143ZM260 246V247H261ZM120 247V246H119ZM1 248V247H0ZM128 249V248H127ZM131 249V248H130ZM134 250V248H132ZM144 249V247H143ZM142 249V250H143ZM130 251V250H129ZM255 251V250H254ZM125 252V251H123ZM260 252V250H259ZM129 253V252H128ZM131 253V252H130ZM138 253V252H137ZM250 253V252H249ZM255 254V252H251V254ZM132 254V253H131ZM261 255V254H260ZM146 256V255H145ZM148 256V255H147ZM234 256L233 253H230V258L229 260L232 259V257ZM251 256V255H250ZM122 257V256H121ZM131 257V255H130ZM140 257V256H139ZM143 257V256H142ZM141 257V258H142ZM4 258V257H3ZM1 258V259H3ZM127 258V257H126ZM129 258V257H128ZM209 258V255H205L203 256L202 258V261H206L207 259ZM254 258V256H253ZM253 258L251 259V261L253 260ZM123 260V259H122ZM128 260V259H127ZM137 260V259H136ZM129 261V260H128ZM144 261V260H143ZM208 261V260H207ZM121 263V262H120ZM119 263V264H120ZM251 263V262H250ZM253 263V262H252ZM256 263V262H255ZM127 264V263H126ZM135 264V262H134ZM146 264V263H145ZM226 264H230L229 262H227ZM259 264V263H258Z\"/></svg>",
  "mask_w": 264,
  "mask_h": 264
}]
</instances>
